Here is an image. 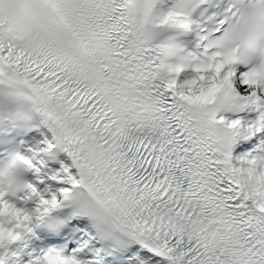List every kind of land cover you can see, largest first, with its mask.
<instances>
[{"label": "snow or ice", "instance_id": "obj_1", "mask_svg": "<svg viewBox=\"0 0 264 264\" xmlns=\"http://www.w3.org/2000/svg\"><path fill=\"white\" fill-rule=\"evenodd\" d=\"M0 264H264V0H0Z\"/></svg>", "mask_w": 264, "mask_h": 264}]
</instances>
